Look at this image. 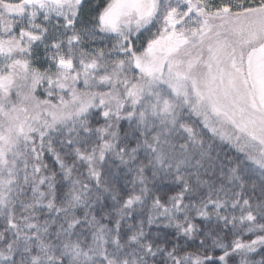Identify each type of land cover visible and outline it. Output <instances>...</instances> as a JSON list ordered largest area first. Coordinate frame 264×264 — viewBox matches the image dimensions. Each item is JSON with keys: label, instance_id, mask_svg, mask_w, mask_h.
<instances>
[{"label": "snow or ice", "instance_id": "snow-or-ice-1", "mask_svg": "<svg viewBox=\"0 0 264 264\" xmlns=\"http://www.w3.org/2000/svg\"><path fill=\"white\" fill-rule=\"evenodd\" d=\"M0 264H264V0H0Z\"/></svg>", "mask_w": 264, "mask_h": 264}, {"label": "rangeland", "instance_id": "rangeland-1", "mask_svg": "<svg viewBox=\"0 0 264 264\" xmlns=\"http://www.w3.org/2000/svg\"><path fill=\"white\" fill-rule=\"evenodd\" d=\"M105 2V0H98L99 4H103Z\"/></svg>", "mask_w": 264, "mask_h": 264}]
</instances>
